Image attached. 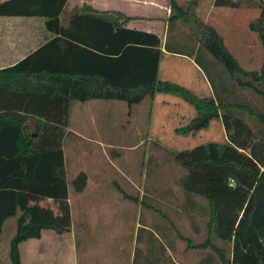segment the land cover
Returning a JSON list of instances; mask_svg holds the SVG:
<instances>
[{"label":"trees","instance_id":"1","mask_svg":"<svg viewBox=\"0 0 264 264\" xmlns=\"http://www.w3.org/2000/svg\"><path fill=\"white\" fill-rule=\"evenodd\" d=\"M67 1L0 2V18L43 19L51 34L22 60L0 69V237L4 223L15 219L9 264H21L19 246L40 239L43 231L70 232L69 216L40 218L44 213L26 207V201L30 196L68 199L63 140L71 103L106 100L132 106L156 95L178 98L195 110L186 126L174 130L177 135L195 136L217 120L226 136L225 142L170 153L184 172L183 192L206 205L197 209L205 239L195 243L177 229L176 237L186 244V252H204L198 264H264V56L259 71L243 69L218 31L199 16L201 0H168L163 46L157 35L130 29L134 18L85 4L66 13ZM211 6L259 9L248 28L264 53V0H213ZM179 26L186 33L178 32ZM172 35L177 42L168 41ZM164 52L192 59L209 78L211 95L200 98L184 86L160 80ZM209 57L226 75L205 72L213 68ZM230 81L233 89L258 97L260 103L243 94L230 101ZM30 119L36 121L33 131L27 125ZM245 119L256 123L258 131ZM70 185L74 194L82 193L86 174L75 176ZM122 194L125 200L141 204L138 197ZM195 232H200L198 227ZM165 248L160 246L161 254Z\"/></svg>","mask_w":264,"mask_h":264},{"label":"rangeland","instance_id":"2","mask_svg":"<svg viewBox=\"0 0 264 264\" xmlns=\"http://www.w3.org/2000/svg\"><path fill=\"white\" fill-rule=\"evenodd\" d=\"M176 1L183 3L184 0ZM209 1L201 0L199 16L218 31L243 69L259 71L264 53L257 35L248 25L258 17L260 10L211 6L206 11ZM178 32L186 33V29L179 26ZM174 36L168 37L170 43L177 42ZM210 60L213 68L205 72L226 75L220 64ZM186 62L181 61L188 69ZM185 73L196 80L205 79L212 93L209 78L200 67ZM233 88L232 84L230 101L243 94L252 103H260L258 97ZM188 89L200 98L209 97L207 89L200 93L194 87ZM195 115L188 104L164 95L146 98L132 106L106 100L71 103L72 132L63 140L68 178L84 173L88 179L82 193L74 194L70 185L72 230L67 238L71 239L72 261L81 264L86 254L97 256L100 264H140V260L142 264H198L201 261L204 252L189 250L186 253V244L176 237L175 230L195 243L202 242L206 232L201 209H197L204 201L183 192L180 182L184 172L170 153L191 150L208 142H225L226 136L221 121L217 120L195 136L177 135L174 130L186 126ZM245 121L258 131L256 123ZM131 176L136 183L131 181ZM122 193L138 197L141 204L125 200ZM138 225L146 226L152 233L138 229ZM197 227L199 233L195 232ZM11 238L7 230L1 236L2 264H9ZM143 244L148 246L146 254ZM161 245L166 247L165 252L154 262L153 257ZM61 256L54 255L56 264Z\"/></svg>","mask_w":264,"mask_h":264},{"label":"crops","instance_id":"3","mask_svg":"<svg viewBox=\"0 0 264 264\" xmlns=\"http://www.w3.org/2000/svg\"><path fill=\"white\" fill-rule=\"evenodd\" d=\"M4 1L7 0H0V2ZM212 2L213 0L209 1L206 7V11H209L211 9ZM84 4L91 6L93 9L98 11L118 12L127 17L134 18V20L128 24V27L130 29L153 33L159 37L161 45H164L167 29L166 21L169 16L168 0H68L65 6V12L70 13L71 10H73L75 7H80ZM202 9L203 11L205 10V8ZM66 18H68V15L64 14L65 21L62 22L63 25L67 24ZM50 37L51 34H49L45 30L43 19L0 18V69L13 66L14 64L22 60L25 56L35 51L39 46L44 44L48 39H50ZM174 58L187 61L186 63H188L190 67L187 69L185 63H181V61L183 60H174ZM192 69H196V65L193 63L192 59L171 55L164 52L159 65V79L162 81L173 82L186 88L194 87L198 93L207 89L209 95H211L210 87H208L207 83L204 81L205 79L196 80L191 76H187V73L185 72H191ZM27 125L29 126L30 130L33 131L36 128V121L30 119L27 122ZM70 125L71 124L69 121V133L72 132L70 130ZM63 154L67 174V182L69 183L68 199L65 201H54L50 199H41L30 196L27 198L26 207L35 210L36 213H44V215L40 218H45V215H51L52 217L57 219H63L65 218V216H69L70 232L63 235H56L54 232L46 230L42 232L40 239L28 240L26 242H23L19 246L21 264H56L54 257L56 253L62 254V256L60 258L58 257L59 259L57 260L59 264H77L72 261L74 257L72 255L73 251L71 239L67 238L68 235L71 236L72 230L70 182L74 178H68L66 152L64 145ZM130 179L132 182H135L132 176L130 177ZM130 184L134 188L138 189L136 185H133L132 183ZM138 227V229H142L143 231H149L150 233H152V231L150 229L148 230V228L144 225H138ZM6 230L8 231L9 236L14 235L15 219H9L4 223L2 234ZM141 246L144 253L146 254L148 252V246H146V244H143ZM135 253L132 261L135 259ZM153 258L154 262H158V260L161 258L160 249H158V252ZM83 259L84 261L81 264H100L98 262L97 256L89 257L86 254L84 255ZM140 264H142L141 260Z\"/></svg>","mask_w":264,"mask_h":264}]
</instances>
